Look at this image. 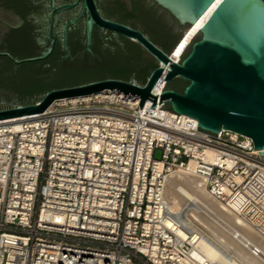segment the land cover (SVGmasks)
<instances>
[{
  "label": "built area",
  "instance_id": "obj_1",
  "mask_svg": "<svg viewBox=\"0 0 264 264\" xmlns=\"http://www.w3.org/2000/svg\"><path fill=\"white\" fill-rule=\"evenodd\" d=\"M139 103L100 94L56 101L18 126L0 121V264H224L170 212L174 173L201 180L264 236V155L253 141Z\"/></svg>",
  "mask_w": 264,
  "mask_h": 264
},
{
  "label": "water",
  "instance_id": "obj_2",
  "mask_svg": "<svg viewBox=\"0 0 264 264\" xmlns=\"http://www.w3.org/2000/svg\"><path fill=\"white\" fill-rule=\"evenodd\" d=\"M80 2L88 17V46L92 26L96 24L140 45L156 61L157 68L144 85L121 80L96 81L50 91L31 105L0 106V121L41 114L59 100L114 92L139 98L140 109L165 102L171 111L185 115L186 121H194L204 131L216 134L228 130L250 138L254 150L264 155V0H148L181 27V38L171 53L143 31L103 19L95 0H78L77 4ZM102 3L109 6V0ZM59 10L53 8V14ZM65 48L68 50L66 38ZM52 51L51 48L23 60L9 54L0 56L20 66L45 60ZM160 79L166 84L161 94L153 95ZM177 79L188 83L182 93L167 87ZM5 97L0 92V103Z\"/></svg>",
  "mask_w": 264,
  "mask_h": 264
},
{
  "label": "flooded vegetation",
  "instance_id": "obj_3",
  "mask_svg": "<svg viewBox=\"0 0 264 264\" xmlns=\"http://www.w3.org/2000/svg\"><path fill=\"white\" fill-rule=\"evenodd\" d=\"M95 1L103 19L142 31L138 24L132 25L117 17L107 16L104 7L113 8V5L105 6L101 1ZM123 1L129 5L128 0ZM77 2L0 0V53L23 60L40 56L52 48L48 58L37 62L44 77H80L83 80L97 71L111 70L120 75L130 74L131 80L120 77L104 80H121L139 85L144 80L145 84L149 78L150 61L154 59L137 43L96 24L92 26L91 43L88 46V17L83 11V2ZM71 4L77 5L70 9L62 8ZM53 8L60 10L53 14ZM65 38L68 50L65 48ZM0 58V70L5 72V59L11 60L5 56ZM15 66L12 71L6 72L8 74L4 79L19 73L20 66Z\"/></svg>",
  "mask_w": 264,
  "mask_h": 264
},
{
  "label": "bare ground",
  "instance_id": "obj_4",
  "mask_svg": "<svg viewBox=\"0 0 264 264\" xmlns=\"http://www.w3.org/2000/svg\"><path fill=\"white\" fill-rule=\"evenodd\" d=\"M160 81L165 83L164 79ZM101 95L115 100L118 94L106 92ZM154 112L159 117L165 114L159 110ZM11 121L18 126L21 118ZM190 168H195L194 162L190 163ZM167 181L165 190L170 212L181 215L185 224L200 229L205 236L199 245L200 251L210 259L220 260L224 264H264L262 233L257 232L253 225L247 223L233 209L212 199L201 180L191 175L174 173ZM179 234L185 236L182 231ZM253 248L259 249L262 254L255 257L251 253Z\"/></svg>",
  "mask_w": 264,
  "mask_h": 264
},
{
  "label": "trees",
  "instance_id": "obj_5",
  "mask_svg": "<svg viewBox=\"0 0 264 264\" xmlns=\"http://www.w3.org/2000/svg\"><path fill=\"white\" fill-rule=\"evenodd\" d=\"M98 1L102 2V0ZM128 3L129 5L123 0H109V5H113V8L104 7V12L107 16L117 17L120 21L129 22L132 25L138 24L152 41L164 51L171 53L181 38L179 31L181 27L178 23L166 12L161 11L159 7L149 3L148 0H128ZM188 49L183 57L187 54ZM5 60L6 71L0 70V92L6 96L0 103L2 108L31 105L41 100L50 91L84 85L107 78L120 77L126 81L131 80L130 74L120 75L111 70L97 71L87 75L83 80L80 77H44L37 62L22 64L17 75L4 79L8 74L6 72H10L16 67L11 61ZM156 68L157 63L154 60L150 61L148 75ZM144 82L143 80L142 85ZM162 84V82L158 83L155 90L161 91ZM187 85V82L177 79L168 84L167 87L182 93ZM167 109L171 110L169 106Z\"/></svg>",
  "mask_w": 264,
  "mask_h": 264
},
{
  "label": "rangeland",
  "instance_id": "obj_6",
  "mask_svg": "<svg viewBox=\"0 0 264 264\" xmlns=\"http://www.w3.org/2000/svg\"><path fill=\"white\" fill-rule=\"evenodd\" d=\"M164 83L162 84V87H163ZM157 159H161V154L159 152L156 153V156H155ZM171 177V176H170ZM169 180V179H168ZM168 183V181H167ZM167 186V184H166ZM165 193H166V190H165ZM208 205V204H207ZM210 207V206H209ZM207 218V217H206Z\"/></svg>",
  "mask_w": 264,
  "mask_h": 264
}]
</instances>
